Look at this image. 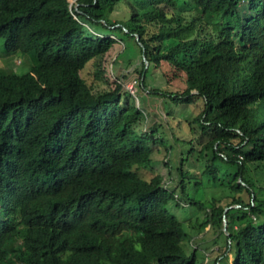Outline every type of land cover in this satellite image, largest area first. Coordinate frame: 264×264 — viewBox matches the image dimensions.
Segmentation results:
<instances>
[{"label": "trees", "instance_id": "1", "mask_svg": "<svg viewBox=\"0 0 264 264\" xmlns=\"http://www.w3.org/2000/svg\"><path fill=\"white\" fill-rule=\"evenodd\" d=\"M125 39L139 88L202 105L166 113L177 192L149 170L168 141L106 69ZM0 42L38 61L0 73V264H197L187 227L208 228L207 264H264V0H0Z\"/></svg>", "mask_w": 264, "mask_h": 264}, {"label": "rangeland", "instance_id": "2", "mask_svg": "<svg viewBox=\"0 0 264 264\" xmlns=\"http://www.w3.org/2000/svg\"><path fill=\"white\" fill-rule=\"evenodd\" d=\"M72 3V1H71ZM134 3V2H133ZM126 15L124 9H119L113 12L110 15V22L115 23L117 20H123L124 16ZM126 49V52L122 56H118L119 53H121L124 49ZM133 50L137 51V48L131 39H125L123 43H120L118 46H115L113 50L105 56V65L106 69L108 70V74L112 76V80L114 78L119 79L124 87L130 92L133 101L135 102V105L138 106L143 113L146 116L145 123L143 122L141 124L143 131H148L150 129H157V132L159 135H162L165 140L168 141V146L171 148L170 152L168 153V156L164 158L163 153L157 154L154 156L155 159H157V163H154L152 167L149 169L150 171L154 173L160 174L164 181H168V186L170 188H173L176 192L178 189L176 188L177 183H174L171 181V178L176 179V174L174 172V169H176L180 163L181 160V153L183 151L182 145L179 143H175L171 139V133L172 129H170L167 126L166 123V113H174L178 116H182V113H185L186 110H190L192 114L198 113L201 110V103H196V105L192 106H176L174 107L173 104H170L169 101L164 100V98H160L154 95L148 94L143 89L139 88L137 85V79H138V71L141 69V54H136L133 52ZM38 61L36 60L35 54L33 52L28 53L27 55L22 54H15V55H8L2 51V43L0 42V73L5 72L4 68H7L10 70L11 73L21 75L30 70V68L37 64ZM96 69L95 66L92 64H89L86 68V70L82 73V77L86 79L87 83H94L96 86L95 88L97 90H102L105 88V82L99 81L96 82L92 76L93 71ZM162 69L164 70L165 67L162 66ZM114 77V78H113ZM110 82V81H109ZM159 79H155L151 76L148 80V88L151 86H154L157 84V86H161L159 84ZM172 85L175 87H181L182 83L178 81H173ZM186 151V150H185ZM166 162L168 165L164 164ZM192 170V168H190ZM197 172V171H196ZM141 174V173H140ZM142 175V174H141ZM143 176V175H142ZM148 180V179H146ZM209 185V184H205ZM206 194L203 195L202 189H197L195 191V198L201 199L205 198L208 199L212 194H214L217 197H220L222 195L221 191L214 192L210 190H206ZM186 206V205H185ZM183 208H187L183 207ZM188 211V210H187ZM181 210V212L178 213L180 220L183 221V223H191L192 225L197 226V219L199 214L191 211L187 212ZM173 213L178 217V215L173 211ZM189 214V217L187 215ZM189 218V220H188ZM188 220V221H187ZM189 235L187 239L184 240V249L187 254L191 252L194 247H197V244L200 243L199 247V253H202L198 255L197 264H207V251H205L207 245L204 247L203 244L207 242V240L210 238V234L206 233L208 228L204 230V232L200 231L199 233L195 232V230L190 229ZM206 233V234H205ZM207 236V237H206ZM222 242H220L221 244ZM232 253V252H231ZM205 255V256H204ZM203 256V258H202ZM209 258V257H208ZM233 256L232 254L228 253L224 259L227 264H232ZM209 264V260H208Z\"/></svg>", "mask_w": 264, "mask_h": 264}, {"label": "water", "instance_id": "3", "mask_svg": "<svg viewBox=\"0 0 264 264\" xmlns=\"http://www.w3.org/2000/svg\"><path fill=\"white\" fill-rule=\"evenodd\" d=\"M144 61H145V59H144ZM145 63H146V65H147V62L145 61Z\"/></svg>", "mask_w": 264, "mask_h": 264}]
</instances>
